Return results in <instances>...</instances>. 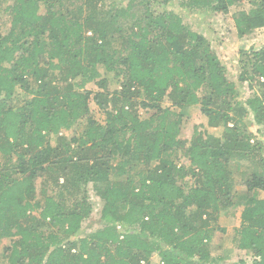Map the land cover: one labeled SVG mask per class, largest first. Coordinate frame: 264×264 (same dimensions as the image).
<instances>
[{
    "label": "trees",
    "instance_id": "trees-1",
    "mask_svg": "<svg viewBox=\"0 0 264 264\" xmlns=\"http://www.w3.org/2000/svg\"><path fill=\"white\" fill-rule=\"evenodd\" d=\"M172 1L0 0V20L3 11L10 23L8 31L0 23L7 264H152L155 253L158 264H227L213 261L212 223L237 203L233 167L244 161L253 172L241 183L238 244L254 256L250 264H264V140L246 120L252 115L264 133V47L242 49L239 79L260 91L241 101L211 41L168 10ZM178 1L220 13L248 2L234 18L239 36L264 28V0ZM101 67L121 89L110 91ZM92 82L101 90L88 89ZM92 99L104 123L91 115ZM139 105L155 113L142 118ZM196 105L221 136L195 128L189 141L181 137ZM82 120L81 133L61 134ZM40 177L58 193L38 198ZM89 184L103 201L102 228L83 236Z\"/></svg>",
    "mask_w": 264,
    "mask_h": 264
},
{
    "label": "rangeland",
    "instance_id": "rangeland-1",
    "mask_svg": "<svg viewBox=\"0 0 264 264\" xmlns=\"http://www.w3.org/2000/svg\"><path fill=\"white\" fill-rule=\"evenodd\" d=\"M111 1H115L119 5H127L129 0H107V4ZM158 8L159 6L156 5ZM252 5L248 2L235 4L230 7L228 13H220L214 11H201L198 9H191L181 5L180 1L174 0L167 5L168 10H174L176 13L182 16L186 26L193 30H201L211 41L214 49L219 55L222 63L226 66L228 77L230 80L236 83L239 92V99L245 101L260 91L259 83L256 81H240V74L242 72L241 58L244 56L242 49L251 50L252 48L264 47V28L257 29L250 34L240 37L235 27V15L242 10H249ZM45 8H42L44 11ZM2 18L0 23L3 24L4 31H8L10 23L7 17H3V11L1 12ZM100 71L104 77L108 78V88L110 91L121 89L120 83L114 77V74L108 73L103 67ZM35 86V84H34ZM87 88L93 92L101 90L94 82L89 83ZM25 95V94H24ZM168 102V101H167ZM168 105V103H166ZM91 115L98 121L104 123L106 120V113L102 110L95 100L90 102ZM177 110V109H176ZM139 114L142 118L150 117L155 113L153 109H147L142 106H138ZM181 137L189 141L194 133L195 128L199 130H207L210 134L215 136H221L223 128H208L207 118L202 114L200 105L190 107L183 116ZM249 125L250 131L256 134L255 139L258 137L264 140V133L260 132L259 127L254 124L253 116L250 115L246 119ZM86 120H82L72 130H63L62 135L67 136L69 139L74 135L81 133L85 127ZM57 137L51 138L52 144H56ZM3 160V156L0 153V163ZM182 163H187L185 157L181 158ZM251 162L244 161L241 164L235 165L234 179L236 183L237 198L236 204L229 208L223 209L220 216L215 223H212L214 230L209 242V247L214 263H227L232 264L239 260H244L247 264H250L254 259L252 253L247 249H241L238 244L239 229L242 223V211L244 204L239 202V197L246 193L245 186L241 184L245 177L252 174ZM88 195L90 202L92 203L93 210L89 219L84 221L82 235H88V233L96 232V230L102 228L100 222L101 211L103 208V201L98 196L94 186L88 185ZM41 191H46L49 195H56L59 191L58 186L48 182L44 177H40L37 180V193L38 198L42 197ZM264 196V193L262 194ZM123 230V228L121 229ZM10 240L4 239L0 245V255L2 254V247L4 244H8ZM2 256V255H1ZM0 256V257H1ZM2 258V257H1ZM160 257L155 253L151 258L152 264H158ZM0 264H7L6 259L2 258Z\"/></svg>",
    "mask_w": 264,
    "mask_h": 264
},
{
    "label": "built area",
    "instance_id": "built-area-1",
    "mask_svg": "<svg viewBox=\"0 0 264 264\" xmlns=\"http://www.w3.org/2000/svg\"><path fill=\"white\" fill-rule=\"evenodd\" d=\"M118 229L121 230L122 229V226L118 225Z\"/></svg>",
    "mask_w": 264,
    "mask_h": 264
}]
</instances>
